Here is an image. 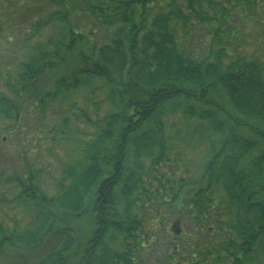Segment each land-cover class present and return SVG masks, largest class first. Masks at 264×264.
Returning <instances> with one entry per match:
<instances>
[{
    "label": "trees",
    "instance_id": "1",
    "mask_svg": "<svg viewBox=\"0 0 264 264\" xmlns=\"http://www.w3.org/2000/svg\"><path fill=\"white\" fill-rule=\"evenodd\" d=\"M41 1L5 16L7 32L57 34L26 53L0 111L27 110L28 126L32 102L41 122L67 105L73 154L55 193L30 165L0 172L19 189L1 202L28 221L0 220V264L264 262V55L232 22H262L264 0ZM179 139L206 145L196 176L169 171Z\"/></svg>",
    "mask_w": 264,
    "mask_h": 264
},
{
    "label": "rangeland",
    "instance_id": "2",
    "mask_svg": "<svg viewBox=\"0 0 264 264\" xmlns=\"http://www.w3.org/2000/svg\"><path fill=\"white\" fill-rule=\"evenodd\" d=\"M232 17L234 18L232 21L233 24L235 26H239L241 29L242 25L240 23V19L244 20L243 30L248 33L247 45H249L250 50L255 49L259 54L261 53L264 55V17L259 19L262 22H253L251 18L244 19V17L240 16L239 13L237 15H232ZM55 29H57V24L44 28L40 34L35 36L33 43L37 45L42 41H45L50 36L56 35L57 31ZM192 34L194 39V42L191 40L194 43L192 46L194 48H200L201 46L198 45H200L203 35L205 36L204 29L200 27L195 28ZM19 58L20 61H25L26 55H21ZM14 73H16V70L11 72V75L13 76ZM76 98L80 102V95ZM35 108V111L28 115L27 118L28 123L29 121L31 123L35 122L33 140H31V143H27L25 146L21 147V153L17 152L18 156H25L24 160L18 157V166L16 167V164L14 163L15 161H8L5 159L3 165L0 167V172L4 173V175H10L14 174L17 170L20 174H23L27 171V168L30 165L34 171H40L43 186L46 187L49 192L55 193L57 190L54 183L55 179L61 176L63 167L67 162H70L73 154V151H71L73 148L72 144L62 139L63 135L61 130L64 127H62L60 123H62V119L64 117L72 118V115L68 112L64 113V111L68 108V106L64 104L62 108L57 109L60 112L59 114L53 115V111L50 110L45 121L43 120L41 122L39 115L40 112L37 107ZM11 122V120H5L3 124L8 125ZM54 128L57 131H53ZM177 143L181 149L180 155H175V162L172 163L169 171L177 177L198 175L203 170V161L205 159L207 149L206 145L203 146L202 144L197 143V139L193 141L191 145H187V143L183 142L181 139H179ZM18 190L19 189L15 183H4L0 180V220L5 221L11 226L13 223L10 222V219H8L9 216L10 218L14 217L22 219L23 225L28 223L25 218V214L22 213V210L12 209L10 206L1 202V199L3 198H13ZM171 219L173 220V218ZM253 264H264V262H256Z\"/></svg>",
    "mask_w": 264,
    "mask_h": 264
},
{
    "label": "flooded vegetation",
    "instance_id": "3",
    "mask_svg": "<svg viewBox=\"0 0 264 264\" xmlns=\"http://www.w3.org/2000/svg\"><path fill=\"white\" fill-rule=\"evenodd\" d=\"M41 3V0H0V71L3 69L8 72L16 70L11 81L0 79V92L7 101L12 97L15 98V96L6 84L8 82H10V84H15L17 82L14 77L20 74L21 61L19 57L21 55H26L28 51L35 48L36 44L33 43V40L36 34L31 31L30 27L28 31L22 33L19 31H5V16L8 14L9 9L35 7ZM26 39H29V42H27ZM35 109V104L32 102L28 114L30 115L33 113ZM26 111L27 110H25V112L23 111L21 115L19 113L17 122L10 117H4L0 111V151L18 150L26 143H31V140H33L35 122L31 123L29 121L28 126L25 121L21 122ZM5 120H11L12 122L8 125H4L3 123Z\"/></svg>",
    "mask_w": 264,
    "mask_h": 264
}]
</instances>
